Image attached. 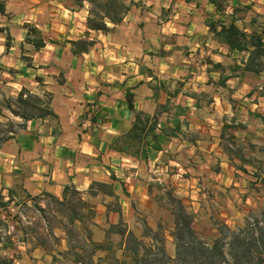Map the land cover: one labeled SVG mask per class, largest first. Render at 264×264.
I'll list each match as a JSON object with an SVG mask.
<instances>
[{
  "label": "crops",
  "instance_id": "0c3cea01",
  "mask_svg": "<svg viewBox=\"0 0 264 264\" xmlns=\"http://www.w3.org/2000/svg\"><path fill=\"white\" fill-rule=\"evenodd\" d=\"M133 1L123 21H108L104 31L88 27L87 3L72 9L68 0H0V97L9 84L16 95L25 87L48 99L54 113L26 120L0 144V194L10 199L0 205V226L20 202L63 199L66 186L86 201H103L96 206L103 209L95 185L102 183L130 205L134 193L149 192L144 178L153 168L194 185L195 204L214 184L234 186L243 205L259 203L260 194L246 193L251 184L237 164L245 152L236 155L227 136L263 157L264 66L246 70L249 52L231 49L207 20L220 27L239 14L237 26L264 39V0H224V11L210 0ZM27 23L41 31L38 49L26 41L33 38ZM81 38L93 44L72 43ZM138 112L147 118L134 128ZM11 238L13 247L0 241V250L17 264L26 255L56 264L54 251L31 232Z\"/></svg>",
  "mask_w": 264,
  "mask_h": 264
},
{
  "label": "rangeland",
  "instance_id": "374dc122",
  "mask_svg": "<svg viewBox=\"0 0 264 264\" xmlns=\"http://www.w3.org/2000/svg\"><path fill=\"white\" fill-rule=\"evenodd\" d=\"M6 78L8 81H13L11 77ZM16 89L17 87L9 84L5 91L1 92L0 136L4 135V130L11 127V124H14V130L18 129L15 125L21 122L20 117L5 107L10 100L13 103V108L22 109L14 99L17 96ZM227 144H230L233 152L239 153L238 155L243 150L245 152V157L243 156L242 161H238L237 164L241 166L242 171H245L242 174L244 183L251 184V189H248L249 191L246 193L248 195L260 194L261 196L256 205L250 202L243 205V202L239 201L242 193L234 190V186L225 189V187L215 184L210 185V190L199 204L192 203V201L198 200V197L195 198L194 185H187L186 181L178 178L171 180L165 174L166 172L155 171L154 174L153 168L144 178L145 183H150L149 192L134 193L130 205L119 204L114 196L109 194L108 187L99 183L95 185L102 192L101 199L106 200L104 205L107 208L104 206L103 209L96 208L98 204L103 205L101 204L103 201L100 200L97 204L88 201L92 206L90 208L81 201V195L72 188L68 189L66 203H59L52 199L43 202L41 198H35V203L31 202L30 205L20 202L17 208L11 209L10 217L4 214L3 217L8 222L0 226V241L5 247H11V245L13 247L12 236L14 240H17L16 238L21 237V233L31 232L36 240L45 244L49 250L54 251L53 260L56 264H76L74 261L77 258L84 260L88 258L91 246L86 245L84 239L90 233L92 239L101 243L103 247V249L94 252L93 264H119L121 259L129 260V257L123 255L122 248L129 244L128 231H130L146 245V248L139 247V258H142L145 249H148L147 254L150 252L152 254L151 257L148 255L146 260L147 258L151 260L155 255H160L159 248L163 246L167 255L176 258V262H171L172 264H212L202 258L200 250H196L198 246H195V241H193V245L191 242L189 245L184 243V240L189 242L188 235L183 236V241H179L177 246L175 216L183 206L193 215V227L201 240L211 243L220 236L226 253L230 252L225 259L221 262L215 261V264L233 263L235 259L232 256L236 250L228 249L230 246L228 245L229 237L223 239V235L230 234L227 227L239 233L243 229L251 233L254 231L253 234L256 235L259 234L261 228H264V177L260 181L263 185H259V179H256L255 175L251 173L253 168H257L255 173L258 176L264 175V155L260 158L251 155L252 146L245 150L242 141L235 139L234 135L227 136ZM157 177L160 179H155ZM173 182H181V184L175 185ZM207 197L212 200L207 201ZM204 199L206 200L204 201ZM107 211H112V217ZM75 216H82V220H75ZM94 219L100 220V223H95ZM247 226L253 230H248ZM168 235L172 238L170 241ZM18 245L19 242H16V247ZM178 248L180 255L177 254ZM85 250L87 251L85 252ZM237 252L238 254L242 253L240 250ZM5 259H11V262H6ZM246 259L245 256L240 260L246 264ZM36 260H40V262ZM44 263L49 264L39 256L26 255L24 262L20 264ZM251 263L258 264V261L254 258ZM0 264L17 263L14 256L0 250ZM259 264H264V254L262 262Z\"/></svg>",
  "mask_w": 264,
  "mask_h": 264
},
{
  "label": "trees",
  "instance_id": "16d2710c",
  "mask_svg": "<svg viewBox=\"0 0 264 264\" xmlns=\"http://www.w3.org/2000/svg\"><path fill=\"white\" fill-rule=\"evenodd\" d=\"M68 5L72 9H76L79 7L85 6L88 4V15H87V24L88 27L93 30H108L109 26L107 22H111L113 24H120L125 14L131 9L132 5L135 3L133 0H68ZM213 4H215L218 11H224L226 8V4L224 0H210ZM241 19L239 14H235L232 17V20L229 24H220V27L217 26L216 21L207 20L210 29L214 32V35L217 38L225 41L231 49H237L239 51H247L249 52L248 58L245 62V69L251 70L253 72H258L264 66V39L261 34L252 32L247 33L243 29L239 28L236 24V21ZM26 26L29 29V33L33 35V38L27 37L26 41L32 43L35 48H39L45 44V41L42 37L41 31L34 25L27 23ZM72 43L79 47L80 49H87L90 45L93 44L92 39L81 38L78 40H73ZM133 93L127 92V99L129 100V105L133 107L132 104ZM15 102L22 107L21 110H17L13 108V103L9 100L5 107L14 115L21 118L20 123H16V128H22L24 122L33 117L44 116L48 114H54L49 105V100L43 98L37 94L30 92L27 88L23 87L17 96L14 98ZM141 115L147 118V115L143 112H138L136 116V120L134 123V128L136 127V121H138ZM141 123V122H140ZM14 124H11V127L4 130V135L0 136V144L5 139L11 136V133L15 132ZM236 154V152H235ZM239 154V153H237ZM236 154V155H237ZM243 158H241L242 161ZM103 185L102 183H99ZM69 187H65V196L63 199H59L55 196H52V201H57L59 203H66L67 197L66 192H68ZM74 189V188H72ZM76 191V190H75ZM78 192V191H77ZM81 201L92 208L91 204L82 199ZM10 201L3 200L2 194H0V205L7 206V203ZM75 220L81 221L82 216H75ZM193 215L188 212L183 206L178 211L175 216V238L177 241V246L179 241H183L186 235L189 236V242L184 240V243L191 242L193 245V241H195V246H198L196 250L201 251L202 258H205V261L208 260L212 264H215V261L221 262V260L225 259L227 254L230 252L225 251L224 246L222 245V238L219 236L213 242L208 243L206 241L201 240L196 233V230L193 227ZM251 226V224H250ZM250 226H247L248 230H253ZM227 227V226H226ZM261 228V227H259ZM230 232L229 235H223V239L225 237H229L230 240L228 242V249H235L236 252L233 254V259L235 262L229 264H243L240 260L241 257H247L246 264H252V260L255 258L258 261V264L262 262L263 254H264V228H261L259 234H253L254 231L246 232L244 229L239 232L232 231L229 227H227ZM122 234V232H120ZM129 233V244L127 246H123L122 252L125 257H129V260L121 259L119 260V264H172L171 262H176V258H172L167 255L163 246L159 248L160 255H155L151 260L148 257L152 253H148V249H145L143 253V257L139 258V247L146 248V245L141 242L133 232L128 231ZM184 236V237H183ZM86 245H90V252L88 253L87 260L77 258L74 262L76 264H93L92 256L94 252L98 249H103L101 243L96 242L92 239L91 234L89 233L85 236L84 239ZM122 242V241H121ZM6 245V244H5ZM138 246V247H137ZM121 247V246H120ZM237 250L242 251L241 254H238ZM87 250H85L86 252ZM129 251H131L129 253ZM150 251V250H149ZM180 250L178 248L177 254H179ZM151 257V256H150ZM178 257V256H177ZM131 259V260H130ZM6 262H11V259H5ZM214 261V262H213ZM176 264V263H175Z\"/></svg>",
  "mask_w": 264,
  "mask_h": 264
}]
</instances>
